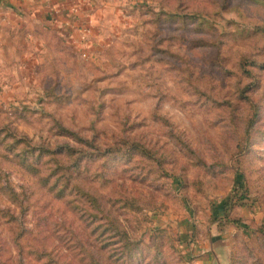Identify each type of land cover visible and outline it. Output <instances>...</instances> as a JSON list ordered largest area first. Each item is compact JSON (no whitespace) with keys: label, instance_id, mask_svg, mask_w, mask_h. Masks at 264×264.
I'll use <instances>...</instances> for the list:
<instances>
[{"label":"rangeland","instance_id":"rangeland-1","mask_svg":"<svg viewBox=\"0 0 264 264\" xmlns=\"http://www.w3.org/2000/svg\"><path fill=\"white\" fill-rule=\"evenodd\" d=\"M83 7L0 62V264H264V0Z\"/></svg>","mask_w":264,"mask_h":264},{"label":"crops","instance_id":"crops-1","mask_svg":"<svg viewBox=\"0 0 264 264\" xmlns=\"http://www.w3.org/2000/svg\"><path fill=\"white\" fill-rule=\"evenodd\" d=\"M91 0H0V62L7 60L6 48L10 42L21 39L30 46L32 31H46L48 28L67 34V43L82 46L91 29L83 25L82 17L93 26L95 16L84 10ZM82 20V21H81ZM13 55V54H11Z\"/></svg>","mask_w":264,"mask_h":264},{"label":"trees","instance_id":"trees-1","mask_svg":"<svg viewBox=\"0 0 264 264\" xmlns=\"http://www.w3.org/2000/svg\"><path fill=\"white\" fill-rule=\"evenodd\" d=\"M233 199H235L234 201H239V200L243 199V197H241V196L238 197V198H236V197L233 198V197H232V198H230V200H229L228 202H229V203L232 202ZM234 204H235V203H234ZM227 205H228V204H226V207H227Z\"/></svg>","mask_w":264,"mask_h":264},{"label":"built area","instance_id":"built-area-1","mask_svg":"<svg viewBox=\"0 0 264 264\" xmlns=\"http://www.w3.org/2000/svg\"><path fill=\"white\" fill-rule=\"evenodd\" d=\"M84 31V34H87L88 33V31L87 30H83Z\"/></svg>","mask_w":264,"mask_h":264}]
</instances>
